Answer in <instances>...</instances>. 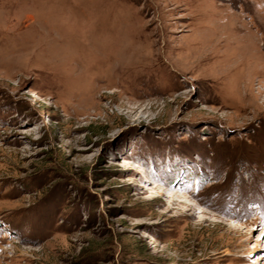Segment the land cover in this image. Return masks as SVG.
I'll list each match as a JSON object with an SVG mask.
<instances>
[{"label": "rangeland", "instance_id": "1", "mask_svg": "<svg viewBox=\"0 0 264 264\" xmlns=\"http://www.w3.org/2000/svg\"><path fill=\"white\" fill-rule=\"evenodd\" d=\"M0 264H264V0H0Z\"/></svg>", "mask_w": 264, "mask_h": 264}, {"label": "bare ground", "instance_id": "2", "mask_svg": "<svg viewBox=\"0 0 264 264\" xmlns=\"http://www.w3.org/2000/svg\"><path fill=\"white\" fill-rule=\"evenodd\" d=\"M175 197V196H174ZM174 197H172V199H174ZM177 201H179V199L178 198H175L174 200H173V203L175 204Z\"/></svg>", "mask_w": 264, "mask_h": 264}]
</instances>
